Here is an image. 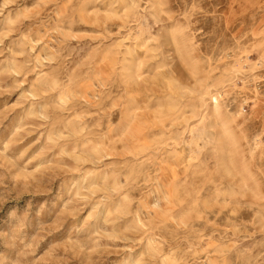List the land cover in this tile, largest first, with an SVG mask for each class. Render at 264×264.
<instances>
[{
	"label": "rangeland",
	"instance_id": "rangeland-1",
	"mask_svg": "<svg viewBox=\"0 0 264 264\" xmlns=\"http://www.w3.org/2000/svg\"><path fill=\"white\" fill-rule=\"evenodd\" d=\"M247 3L0 0V264H264Z\"/></svg>",
	"mask_w": 264,
	"mask_h": 264
},
{
	"label": "bare ground",
	"instance_id": "bare-ground-1",
	"mask_svg": "<svg viewBox=\"0 0 264 264\" xmlns=\"http://www.w3.org/2000/svg\"><path fill=\"white\" fill-rule=\"evenodd\" d=\"M242 1H244L245 3H249V4H252V3H250V2H252V0H242ZM247 3V4H248ZM232 14H233V12H232ZM175 41V45H176V39L174 40ZM213 103H215V113H219V111H220V104H219V102H218V99L217 98H213Z\"/></svg>",
	"mask_w": 264,
	"mask_h": 264
}]
</instances>
